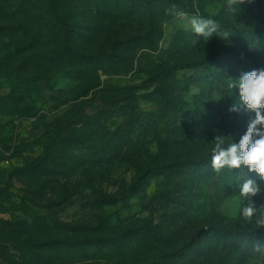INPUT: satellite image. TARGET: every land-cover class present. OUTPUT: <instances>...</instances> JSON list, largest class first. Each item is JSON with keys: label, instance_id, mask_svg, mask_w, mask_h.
I'll list each match as a JSON object with an SVG mask.
<instances>
[{"label": "rangeland", "instance_id": "rangeland-1", "mask_svg": "<svg viewBox=\"0 0 264 264\" xmlns=\"http://www.w3.org/2000/svg\"><path fill=\"white\" fill-rule=\"evenodd\" d=\"M102 1L0 0V264H264V256L245 246L249 237L238 238L264 231L241 216L238 183L248 177L260 184L252 197L260 208L264 181L243 166L219 173L211 166L215 137L226 136L225 147L238 143L255 118L246 107L229 111L240 95L228 85L264 68V0L233 10L226 0H155L141 4L148 12L141 16L132 15L131 0H122L129 15L120 20L112 18V0L109 7ZM173 5L189 17L214 19L231 36L205 41L168 13ZM56 14L80 54L107 56L103 67L100 59L87 69L68 58L55 72L51 60L33 57L50 58L59 44ZM168 64L187 67L167 81H151L150 72ZM129 86L138 88L133 101L103 105L101 90ZM164 89L189 114L182 136L174 137L172 111L163 116L155 102ZM104 110L112 133L132 115L148 118H141L124 159L87 170L93 154L83 158V149L67 143L82 133L56 139L51 126L70 111ZM177 158L190 165L132 191L138 163ZM46 242L58 245L45 249ZM258 242L264 245V236Z\"/></svg>", "mask_w": 264, "mask_h": 264}, {"label": "trees", "instance_id": "trees-1", "mask_svg": "<svg viewBox=\"0 0 264 264\" xmlns=\"http://www.w3.org/2000/svg\"><path fill=\"white\" fill-rule=\"evenodd\" d=\"M110 0H103L102 2L109 3ZM122 0H112L111 3H113V12L116 14L112 18L116 20L124 19L122 17H119L121 14H127L126 13V6L128 3L125 4V7H121ZM129 1V0H125ZM131 12L133 16H141L145 15L148 12L144 9L143 5L144 3L149 4L151 2V6L155 5V0H139L141 2L138 3V0H131ZM154 1V2H153ZM106 7H109V5L106 4ZM104 9H101L103 11ZM112 12V13H113ZM111 13V14H112ZM126 16V15H125ZM157 16L154 13L151 14L150 19H154V17ZM59 21V34H57V37L59 38V44H56L55 46H51V50L49 54L51 55L50 58H47L46 56H43V54H36L35 57L38 60H51V64L48 65H62L65 60L68 58L71 60L77 61L80 65H86L87 69L93 67L95 63L93 62L95 59H100V62H98L99 67H103V61L107 60V56H99L97 58L89 57L84 54H80L78 48L74 45V39L71 35V32H69V25L65 20H62L57 14L55 15V21ZM56 25V23H54ZM20 54H26L28 51L21 50L19 51ZM103 59V61H101ZM109 59V58H108ZM105 63V62H104ZM34 64V63H33ZM38 64V63H36ZM39 65V64H38ZM104 65V64H103ZM45 66V64H43ZM41 66V67H43ZM40 67V66H39ZM187 66L185 64H168V65H161L159 66L158 70L150 72L151 81L153 82H162L167 81L169 79H172L174 76H176L181 70L186 69ZM58 66L55 69V72H57ZM36 79L44 80V78H41L40 76H36ZM138 90L135 87L129 86L124 88H117L113 90L112 93H109L107 90H101L100 94L104 96V99H102L103 105L110 104V102H113V105L116 107L119 103H130V101H133V98L135 97V92ZM161 95V97L157 98L155 96ZM157 95H153L155 97V102L158 104V106L163 108V116L168 115V111H172L170 123H172L173 126V134L174 137L182 136L185 134V131L188 130V120L185 116H188L189 114L184 111L182 108V103L180 101V98L178 96H175L173 93H169L168 90H158ZM110 100V102L108 101ZM107 111L104 110L100 112L98 115L95 116H86L85 112H78L74 113L73 111H70L67 113L64 117L58 119L55 121V123L51 126L53 128L52 130V137H55L56 139H59L58 137L61 134H66L70 132H79L82 133L79 138H74V136L71 134L67 138V143H69L70 147L73 146H79L81 149L84 150V156L85 158L87 155H85L86 152L92 153V160L85 161V165L87 166V170L91 169H107L109 166L113 165L115 162H118L128 154L125 152L126 148L131 145V137L132 135L138 134L139 128L142 126L143 121L141 118H148L147 116L138 115V118L136 116H130L126 122L125 128H118L113 133L109 131L108 129V121L103 118V115L106 114ZM128 117V116H127ZM79 128L74 129V128ZM50 128V127H49ZM51 130V129H50ZM108 139V142L106 143L104 140ZM92 143H95L98 145V147L94 148L92 147ZM135 162H137L135 160ZM190 165V163H185L181 158H177L176 161L166 162V163H159V162H143L137 164V176L134 181V184L132 186V191H140L142 188L149 186L152 182V180L161 177L162 175L166 173H179L180 171L184 170L186 166ZM111 204V203H109ZM231 234H228L227 237H230ZM264 236V231H253L250 233L242 234L240 237L248 236V241L245 244L247 247L249 253H253V245L259 240L260 236ZM232 236V235H231ZM235 239V238H234ZM241 244V243H240ZM240 244H236L235 248H240ZM58 243L55 242H46L42 243L41 246H44L45 249L53 250L54 246H57ZM254 254V253H253Z\"/></svg>", "mask_w": 264, "mask_h": 264}, {"label": "clouds", "instance_id": "clouds-1", "mask_svg": "<svg viewBox=\"0 0 264 264\" xmlns=\"http://www.w3.org/2000/svg\"><path fill=\"white\" fill-rule=\"evenodd\" d=\"M246 0H226L225 7L233 10ZM251 3L253 0H247ZM168 13L181 22H186L185 27L190 26L191 30L204 37L205 41L214 34L223 40H228L231 34L228 31H220L217 22L212 19H204L198 16L189 17L184 11L173 5ZM229 88L239 89V103H234L230 112H239L246 107L247 110L255 112L252 119L238 143L232 142L225 147L224 135H217L214 139L215 145L212 149L211 166L217 173L225 167L229 169H240L242 166L250 172L258 174L261 181H264V68L253 69L241 73L238 79H232ZM239 178H237L238 180ZM241 199V216L249 222L254 221L258 228L264 227V205L260 208L255 206L252 197L259 195L262 191L260 184L252 178L245 179L238 183ZM255 253L264 256V245L258 241L253 245Z\"/></svg>", "mask_w": 264, "mask_h": 264}]
</instances>
